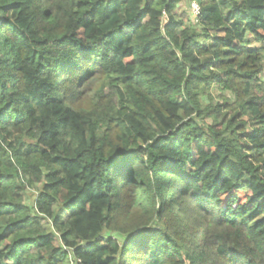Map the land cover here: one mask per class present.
Masks as SVG:
<instances>
[{
	"label": "trees",
	"instance_id": "obj_1",
	"mask_svg": "<svg viewBox=\"0 0 264 264\" xmlns=\"http://www.w3.org/2000/svg\"><path fill=\"white\" fill-rule=\"evenodd\" d=\"M184 1L0 0V264H264V0Z\"/></svg>",
	"mask_w": 264,
	"mask_h": 264
},
{
	"label": "rangeland",
	"instance_id": "obj_2",
	"mask_svg": "<svg viewBox=\"0 0 264 264\" xmlns=\"http://www.w3.org/2000/svg\"><path fill=\"white\" fill-rule=\"evenodd\" d=\"M191 2L189 0H185L183 3H181L177 9L174 11L175 14H177L179 17H181L186 23H190L192 18V12H191ZM111 94H114L113 89L107 88L104 92V95L111 96ZM31 195H33L32 192H30ZM29 204H33L31 202V197L29 199Z\"/></svg>",
	"mask_w": 264,
	"mask_h": 264
},
{
	"label": "built area",
	"instance_id": "obj_3",
	"mask_svg": "<svg viewBox=\"0 0 264 264\" xmlns=\"http://www.w3.org/2000/svg\"><path fill=\"white\" fill-rule=\"evenodd\" d=\"M191 10H192L191 12H192L194 23H198L199 22V15L201 13L200 5L196 2H192L191 3ZM73 264H81V261L74 262Z\"/></svg>",
	"mask_w": 264,
	"mask_h": 264
}]
</instances>
